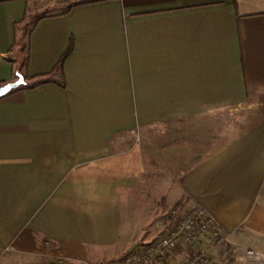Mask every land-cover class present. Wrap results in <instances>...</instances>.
Instances as JSON below:
<instances>
[{
  "label": "crops",
  "instance_id": "obj_1",
  "mask_svg": "<svg viewBox=\"0 0 264 264\" xmlns=\"http://www.w3.org/2000/svg\"><path fill=\"white\" fill-rule=\"evenodd\" d=\"M84 1L30 37V76L74 40L67 87L0 99V254L88 260L158 201L204 206L264 255V0H0V86L25 25Z\"/></svg>",
  "mask_w": 264,
  "mask_h": 264
},
{
  "label": "built area",
  "instance_id": "obj_2",
  "mask_svg": "<svg viewBox=\"0 0 264 264\" xmlns=\"http://www.w3.org/2000/svg\"><path fill=\"white\" fill-rule=\"evenodd\" d=\"M134 137L139 139L137 131ZM158 227L160 234L125 254L119 264H167L172 254L183 249L189 250V256L180 264H264L260 252L236 242L232 232L200 204L170 208ZM206 238L210 246L201 244ZM214 250H218L217 257Z\"/></svg>",
  "mask_w": 264,
  "mask_h": 264
},
{
  "label": "rangeland",
  "instance_id": "obj_3",
  "mask_svg": "<svg viewBox=\"0 0 264 264\" xmlns=\"http://www.w3.org/2000/svg\"><path fill=\"white\" fill-rule=\"evenodd\" d=\"M61 9L62 8H59V10L52 9L49 11L51 13H56L61 11ZM137 132L139 134V139L136 141L134 137L135 143H143V139L140 138L139 131ZM146 142H148V139H146ZM157 181L159 182V186L162 185L161 183H164L162 178L157 179ZM157 199H160V195L156 194L155 200ZM135 207H138L137 204L131 203L130 209H133L132 214L135 215V218L131 219L132 225L125 233V235H122L124 236L121 240L122 243L120 242L118 246L112 250H107L100 253L98 252L95 257L89 258L88 260L84 261H66L53 259L47 254L30 256L26 254L7 252L6 254H0V264H119L125 254L135 249L139 244L148 241L156 231L157 235L160 234V231H158L159 220L170 209L169 206H167L166 209H163L161 211V207L158 201L145 203L144 209L146 211L144 212H137L136 210H134ZM235 241L238 242L237 240ZM130 242L131 245L129 244ZM238 243L243 246H251L245 245L244 242Z\"/></svg>",
  "mask_w": 264,
  "mask_h": 264
},
{
  "label": "trees",
  "instance_id": "obj_4",
  "mask_svg": "<svg viewBox=\"0 0 264 264\" xmlns=\"http://www.w3.org/2000/svg\"><path fill=\"white\" fill-rule=\"evenodd\" d=\"M97 1V0H95ZM92 1H84V2H76L71 3L62 8L61 12L51 13L50 11H46L40 14H37L31 21H29L23 30L19 46L16 50V57L18 58V63L14 66L13 75L16 79L19 78V75H23L25 79V83H23L18 88L12 90L9 94L13 93L16 90L21 89H35L38 86L43 84L53 83L61 88L67 87L66 73H65V63L74 50V40L70 41V45L67 51L61 56L58 63L54 67V69L48 73L43 75L30 76L28 73V66L30 61V37L32 32L34 31L37 24L44 18L64 15L69 13L75 6L85 3H90ZM3 97H0L2 99Z\"/></svg>",
  "mask_w": 264,
  "mask_h": 264
},
{
  "label": "water",
  "instance_id": "obj_5",
  "mask_svg": "<svg viewBox=\"0 0 264 264\" xmlns=\"http://www.w3.org/2000/svg\"><path fill=\"white\" fill-rule=\"evenodd\" d=\"M23 83H25V79L23 75H19V78L15 81L8 82L7 84H4L0 86V97H4L7 94H9L12 90L18 88Z\"/></svg>",
  "mask_w": 264,
  "mask_h": 264
}]
</instances>
